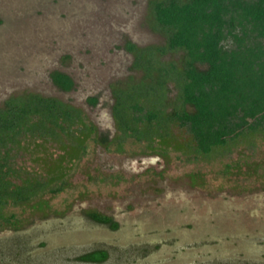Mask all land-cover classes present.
Masks as SVG:
<instances>
[{"label": "rangeland", "instance_id": "1", "mask_svg": "<svg viewBox=\"0 0 264 264\" xmlns=\"http://www.w3.org/2000/svg\"><path fill=\"white\" fill-rule=\"evenodd\" d=\"M149 2L0 0V109L38 94L82 111V120L62 124L66 133L56 127L49 140L22 133L0 146L2 162L15 171L12 183H46L28 203L2 208L0 264H88L77 257L94 248L111 252L102 264H264V134L203 156L177 148L190 137L174 123L172 139L160 138L162 129L139 139L117 126L114 89L151 81L133 70L126 43H166L150 27ZM182 57L171 52L161 62L181 67ZM54 71L68 74L74 90L60 91ZM176 78L161 102L166 112L182 106ZM93 97L96 106L88 103ZM153 99L142 104L153 107ZM83 123L111 143L76 133ZM75 137L85 147L79 154ZM88 210L112 217L119 229L92 222ZM18 239L30 245V257L14 251Z\"/></svg>", "mask_w": 264, "mask_h": 264}, {"label": "trees", "instance_id": "2", "mask_svg": "<svg viewBox=\"0 0 264 264\" xmlns=\"http://www.w3.org/2000/svg\"><path fill=\"white\" fill-rule=\"evenodd\" d=\"M149 19L152 31L165 36L166 43L146 48L126 43L125 49L134 56L133 70L143 69L145 78L151 81L114 89L112 109L118 128L139 139L152 137V132L162 129L165 132L160 138L172 139L170 124L174 123L190 137L188 144L177 148L203 156L230 142L264 134V0H150ZM171 52H183L181 67L173 61L161 62V56ZM175 75L182 106L166 112L161 102ZM50 77L62 92L75 88L74 80L66 73L54 71ZM144 97L155 98L153 107L142 104ZM98 101V97L88 99L91 106ZM81 114L80 109L38 94L11 98L0 109V146L17 142L20 134L28 132L49 140L57 135L56 127L66 133L62 124L82 120ZM76 133H95V141L101 145L111 143L109 136L99 133L93 123H83ZM72 143L77 154L85 150L80 138L75 137ZM2 159L0 220L5 205L26 204L46 186L45 182L29 178L21 184L12 183L9 177L15 171ZM84 213L96 224L112 230L120 227L112 217L98 211ZM16 244L14 251L25 249L23 252L29 254L32 249L19 239ZM110 256L108 249L94 248L77 260L102 264Z\"/></svg>", "mask_w": 264, "mask_h": 264}]
</instances>
